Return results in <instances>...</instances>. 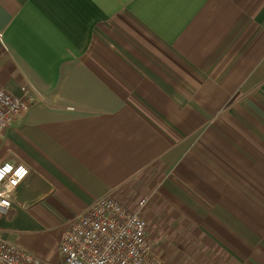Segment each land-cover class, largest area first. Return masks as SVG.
<instances>
[{
	"label": "crops",
	"instance_id": "crops-1",
	"mask_svg": "<svg viewBox=\"0 0 264 264\" xmlns=\"http://www.w3.org/2000/svg\"><path fill=\"white\" fill-rule=\"evenodd\" d=\"M0 87V239L55 264L113 196L162 264H264V0H0Z\"/></svg>",
	"mask_w": 264,
	"mask_h": 264
},
{
	"label": "built area",
	"instance_id": "built-area-1",
	"mask_svg": "<svg viewBox=\"0 0 264 264\" xmlns=\"http://www.w3.org/2000/svg\"><path fill=\"white\" fill-rule=\"evenodd\" d=\"M30 101L0 87V134L21 116ZM29 173L24 164H0V219L11 208L15 190ZM146 203L142 198L138 206ZM59 254L62 264H162L154 253L145 218L113 196L98 199L64 229ZM0 264L49 263L0 239Z\"/></svg>",
	"mask_w": 264,
	"mask_h": 264
},
{
	"label": "rangeland",
	"instance_id": "rangeland-1",
	"mask_svg": "<svg viewBox=\"0 0 264 264\" xmlns=\"http://www.w3.org/2000/svg\"><path fill=\"white\" fill-rule=\"evenodd\" d=\"M142 198H144V197H142ZM141 198V199H142ZM137 203V201L134 203V204H136ZM131 206H133V204L131 205ZM55 264H62V258L59 256L58 257V259H57V261L55 262Z\"/></svg>",
	"mask_w": 264,
	"mask_h": 264
},
{
	"label": "snow or ice",
	"instance_id": "snow-or-ice-1",
	"mask_svg": "<svg viewBox=\"0 0 264 264\" xmlns=\"http://www.w3.org/2000/svg\"><path fill=\"white\" fill-rule=\"evenodd\" d=\"M22 171V170H21Z\"/></svg>",
	"mask_w": 264,
	"mask_h": 264
}]
</instances>
